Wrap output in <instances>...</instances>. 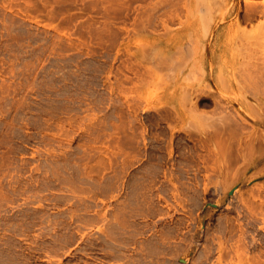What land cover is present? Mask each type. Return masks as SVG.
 Listing matches in <instances>:
<instances>
[{"label": "rangeland", "instance_id": "obj_1", "mask_svg": "<svg viewBox=\"0 0 264 264\" xmlns=\"http://www.w3.org/2000/svg\"><path fill=\"white\" fill-rule=\"evenodd\" d=\"M253 3L0 0V264H264Z\"/></svg>", "mask_w": 264, "mask_h": 264}, {"label": "bare ground", "instance_id": "obj_2", "mask_svg": "<svg viewBox=\"0 0 264 264\" xmlns=\"http://www.w3.org/2000/svg\"><path fill=\"white\" fill-rule=\"evenodd\" d=\"M249 5V3L247 4V6ZM261 5H262V3H261ZM249 7V6H248ZM240 9V8H239ZM247 9V13L249 12V17H248V19L249 18H256L257 16H262V15H264V9L263 8H261L260 6H258V5H254V3H253V5H251L250 4V8H249V11H248V8H246ZM239 12V11H238ZM247 16H248V14H247ZM263 17V16H262ZM245 19H247V18H245ZM247 19V20H248ZM257 20V19H256ZM258 26V25H257ZM257 26H255V27H257ZM253 31V30H252ZM263 31V32H262ZM261 32H259V35L262 33V35H261V37L259 38L260 40L262 39V41H261V43H260V49H259V46H258V50L259 51H261V56H263V58L261 57V59L263 60L264 59V30H262ZM251 34V33H250ZM258 37V36H257ZM254 43H255V41H254ZM253 43V44H254ZM257 44V43H256ZM255 44V45H256ZM254 48V47H253ZM256 48V47H255ZM254 48V49H255ZM252 49V48H251ZM258 50H256V53H258L259 51ZM254 53H255V51H254ZM254 56V55H253ZM259 58H260V55H259ZM258 58V59H259ZM251 62V61H250ZM263 62H264V60H263ZM245 63V62H244ZM244 63H243V65H244ZM248 63V62H247ZM253 63V62H252ZM255 63H257V64H259L258 62H254V65L257 67V69H259V71L261 72V70H260V68H261V64H260V66H259V68H258V66L255 64ZM250 65V64H249ZM254 69V68H253ZM256 69V70H257ZM263 69H264V64H263ZM262 69V70H263ZM256 70H247V71H249V73L250 72H253L254 73V71H255V76H256ZM247 71H245V73L248 75V76H250L251 75V73L249 74V73H247ZM264 72V71H263ZM258 74H259V72H257ZM245 74V76H247ZM252 77V76H251ZM253 77H254V75H253ZM252 77V79H254V82H255V80H256V78L254 77L253 78ZM261 77H262V74H261ZM263 77H264V75H263ZM257 81V80H256ZM254 82H253V84H254ZM251 84V83H250ZM260 84V83H259ZM262 84V83H261ZM255 88H257V84H255ZM213 93V92H212ZM216 95V94H215ZM218 96V95H217ZM209 97V96H208ZM216 98V97H215ZM260 105V104H259ZM217 106V105H216ZM220 106V105H219ZM257 107V106H256ZM260 110V109H259ZM263 112H259V113H264V110L263 109H261ZM231 113V112H230ZM258 112H256L255 114H251L252 116V119L254 118V117H257V115H260L259 113L257 114ZM257 114V115H256ZM233 115V114H232ZM256 115V116H255ZM225 117H227L226 115H224ZM211 117V116H210ZM230 117V116H229ZM228 117V118H229ZM222 118V117H221ZM247 118V117H246ZM225 119V118H224ZM244 119H245V116H244ZM243 119V120H244ZM248 119H249V117H248ZM232 120H234V118H233V116H232ZM256 122H259V124H261V126L264 128V114H262L261 116H260V120H257V119H254ZM235 121H237V120H235ZM251 121V120H250ZM223 122V121H222ZM248 122V121H247ZM222 124V123H221ZM225 124V127L226 128H228V125L229 124H233V123H224ZM227 124V125H226ZM235 124V123H234ZM243 125H245L244 123H242ZM254 124V123H253ZM240 125V127H243V125H241V123L239 124L238 123V126ZM247 125V124H246ZM245 125V126H246ZM229 126H231V125H229ZM222 128V127H221ZM226 128H225V130L223 129V131L222 132H224V131H226ZM230 128V127H229ZM232 128H234V126H232ZM232 128H230L231 129V133H233V138H234V135H236V136H238V134L239 133H241V131H240V129L241 128H239V129H237V124H236V127H235V129H236V132L234 131V129H233V132H232ZM244 128H247V127H244ZM255 128V127H254ZM219 130H220V127H219ZM237 130H239V133H238V131ZM242 130H243V128H242ZM255 130H256V128H255ZM218 131V130H217ZM216 131V132H217ZM257 131V130H256ZM213 132H214V130H213ZM216 132H215V135H216ZM229 132L230 131H228V129H227V131H226V133H228L229 134ZM237 133V134H235V133ZM243 132V131H242ZM255 132V131H254ZM218 134H219V132H217ZM225 133V132H224ZM225 133V134H226ZM230 133V134H231ZM258 133H259V131H258ZM258 133H254V134H252L251 136H249L250 138H251V140L249 141L250 143H248L247 144V148L248 149H246L247 150V152L245 153V155L244 156H246V154H248V159H247V157H246V161L248 162V168H251V169H255L258 165H260L261 163H263L264 162V146H263V143H260V142H262V140H264V139H262V138H264V131H263V133H261V136H263L262 138H259V135H258ZM229 134V135H230ZM250 134V133H249ZM217 136V135H216ZM235 136V137H236ZM240 136V135H239ZM238 136V137H239ZM246 139H247V137H246ZM260 140V142H259V140ZM248 141V139L246 140V142ZM243 142V141H242ZM245 142V143H246ZM244 143V144H245ZM241 145H243V143H240V145L238 144V146H241ZM246 145V144H245ZM237 146V145H236ZM245 147V146H244ZM239 148V147H238ZM242 149H243V147H241ZM241 150V149H240ZM244 150V149H243ZM249 150V151H248ZM243 152V154H244V152H245V150L244 151H242ZM218 153H220V152H218ZM245 161V162H246ZM262 170L264 171V168H262ZM259 172V171H258ZM255 173H257V170H256V172ZM252 175L254 174V172H252L251 173ZM258 175V174H257ZM259 175H261V174H259ZM256 176V175H255ZM251 177H254V175L253 176H251ZM249 179H250V176L248 177ZM253 180H254V178H253ZM252 180V181H253ZM255 180H256V178H255ZM253 183V182H252ZM260 183V182H259ZM263 183H264V181H263ZM255 184V183H254ZM257 186H259V185H262V182L258 185V182H257V184H256ZM255 186V185H254ZM263 186H264V184H263ZM263 186H261V188H260V186H259V188L258 187H256V189L258 188L259 190L258 191H255L254 189H252L251 191L250 190H248V196H245V198H243L242 196V200L243 201H247L246 203H247V205H250L251 206V211L252 212H254L255 210H256V212L257 213H260L261 214V212L263 213L264 212V194H263ZM253 188V187H252ZM255 188V187H254ZM245 195H247V192H246V194ZM253 201H260L261 203V205H260V210H262L261 212H258L257 210V208L255 207V203L253 202ZM259 203V202H258ZM257 207H258V205H257ZM254 208H255V210H254ZM256 213V214H257ZM254 214H255V212H254ZM5 261V260H4Z\"/></svg>", "mask_w": 264, "mask_h": 264}]
</instances>
